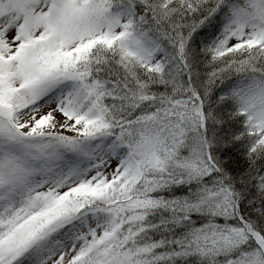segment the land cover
I'll use <instances>...</instances> for the list:
<instances>
[{
	"label": "snow or ice",
	"instance_id": "snow-or-ice-1",
	"mask_svg": "<svg viewBox=\"0 0 264 264\" xmlns=\"http://www.w3.org/2000/svg\"><path fill=\"white\" fill-rule=\"evenodd\" d=\"M0 264H264V0H0Z\"/></svg>",
	"mask_w": 264,
	"mask_h": 264
}]
</instances>
